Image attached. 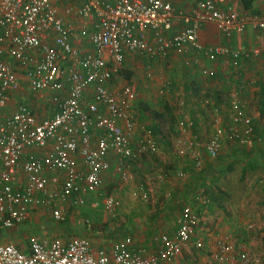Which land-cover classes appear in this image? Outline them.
<instances>
[{
	"label": "built area",
	"instance_id": "built-area-1",
	"mask_svg": "<svg viewBox=\"0 0 264 264\" xmlns=\"http://www.w3.org/2000/svg\"><path fill=\"white\" fill-rule=\"evenodd\" d=\"M72 1L0 0V110L22 83L35 98L50 94V112L42 118L30 101H23L0 119V224L6 228L24 223L35 205L50 211L55 222L63 220L66 201L81 205L85 194H98L111 157L119 160L115 170L124 174L125 167L147 147L155 148L152 130L147 127L141 129L142 146L132 148V137L139 130L129 112L135 90L125 87L117 97L110 86L128 53L159 57L171 49L180 53L192 46L204 50L210 60L222 54L232 55L238 62L240 55L230 47L202 46L199 30L207 22L216 23L227 35L244 33L249 26L259 29L261 43L254 53L264 52V13L224 10L227 0H198L171 38L164 34L177 14L171 0H81L77 8L71 6ZM63 2L66 15L58 7ZM71 15H77L82 24L79 34ZM86 21L90 25L86 26ZM83 36L89 48L77 46ZM146 72L150 77V65ZM18 73L25 74L24 80ZM230 112L233 125L218 127L203 140L197 136L183 140L188 150L196 152L197 168L202 165V148L209 158L218 157L222 134L242 145L253 139L252 119L236 95ZM119 121H124L126 128ZM193 127L192 121H179L182 132ZM93 129L100 132L94 142ZM261 148L264 154V136ZM139 192L141 199L149 198L148 190L140 187ZM101 204L111 220L122 205L117 197L103 194ZM177 221L174 228L158 233V249L152 252L132 246L131 236L119 239L109 249L97 250L81 235L51 240L32 237L26 249L20 244L0 243V264H181L186 248L201 245L197 233L200 217L187 204ZM212 264L264 262L219 241Z\"/></svg>",
	"mask_w": 264,
	"mask_h": 264
},
{
	"label": "crops",
	"instance_id": "crops-1",
	"mask_svg": "<svg viewBox=\"0 0 264 264\" xmlns=\"http://www.w3.org/2000/svg\"><path fill=\"white\" fill-rule=\"evenodd\" d=\"M171 1L176 9L177 14L174 18L172 28L164 33L167 38H171V36L176 34L182 28V26L184 25L182 17L184 15L190 14L193 8L196 6V3L198 2V0ZM64 5L66 6L65 2L58 5L59 11L62 15H66L63 9ZM80 5L81 0H73L71 3V6H74L75 8L80 7ZM222 8L224 10H236L242 14L249 12L253 15H260L264 13V0H227ZM76 17L74 15H71V18H75L74 23L79 34L81 31L80 26L82 24H80V22L78 21V17ZM85 25H90V23L86 21ZM199 38L202 46L204 47H214L221 45L230 47L233 52L240 55V60L235 63L234 57H232V55L222 54L217 55L214 60H210L206 56L204 50L192 46H186L185 50L180 53L174 49H171L167 51L165 55H160L159 57L158 55L153 57L149 55L144 56V54L137 51L130 52L126 55L123 65L129 68H133L134 63L140 65V67L145 65L144 68L146 78L148 80H151V83L148 84L151 86L147 85V88H145L143 85L135 86L136 95L138 97L135 99L132 106H130L129 112H131L133 117L132 120L135 122L136 126L139 127V130L137 131V134L132 137V140L134 137V140H136L138 132L141 133V129L144 126L148 128L151 127V130H153L155 129L154 125H157L154 118L150 119L149 122H143L140 121L134 114L135 108H137L139 104L142 103H136L137 99H139L140 97L142 99H151L154 93H158L159 95L164 96L165 100L169 102V109L174 111L176 115L178 132L180 133V131H183L179 128V119L186 118L187 121H192L194 124V127L187 131L189 132L191 130L194 133V136H197L198 140H203L210 137V134H213L215 129L218 127H229L234 124V122H232V120L229 119L228 116L231 113V101L235 97V95L238 96L241 100L246 109V112H248L247 114L251 117L253 124L255 122H258L260 117L264 116V113L260 112L261 109L264 110L263 101L261 102L260 108L252 107L248 101V99H250V101H254L255 91H258L257 89L255 90V88L257 84L259 85V78H264V52H259L258 54L254 53V50L260 47L262 38L261 31L255 27L249 26L244 33L234 31L230 35H227L226 32L216 23L207 22L201 26L199 30ZM89 45L90 44L86 36H83L81 38V43L77 44V46L80 48H89ZM139 55H142L143 57L139 58ZM141 60H145V63L141 62ZM147 65H150L152 68L150 77H148L146 74ZM156 67H158L160 76L165 77V79L162 80V83L157 87L155 83L159 84V77H156V75L158 74V72H156ZM203 70H206L207 73L204 74ZM130 72L132 71L130 70ZM24 75V73H20V78L24 77ZM118 77L119 74L115 78ZM110 86L113 92L116 93L115 89H113V85L110 84ZM154 87L155 89H153ZM150 88L151 90H149ZM15 93L18 94L19 98H15ZM30 93L31 91L29 87L26 84L22 83L18 91L11 93L7 103H5V106L2 107L1 110L10 109L9 113H11L21 102L31 100L32 96H30ZM176 94H181L182 96H184H180V99L179 96L176 97ZM192 94H199L200 96L203 95L204 101H200V107L191 106V104L195 102L193 99L194 96L190 98ZM49 95V93H46L42 98L36 97L35 100L38 101V103L36 104L35 102L30 101L34 106L39 118H42L44 115L50 112V108L48 107ZM241 95L243 98L241 97ZM20 97H22V99H20ZM141 98L138 101H140ZM256 101L259 102V100ZM179 103L182 107L184 106V104H186L188 108L192 109L193 115H184ZM144 104L145 103H143L142 105ZM209 105L212 107L214 116L209 114L211 112H209L208 110ZM183 109L187 111L186 107H183ZM157 110H162L160 105H158ZM149 114L150 111H148V113L145 112V115L147 117L149 116ZM225 116L228 118V120L224 118ZM150 118H152V116ZM119 124L126 128L124 121H119ZM93 132L94 135L92 142H94L98 138H94L95 134H100V132L96 129H93L92 133ZM151 133L155 142L158 141V143H162L165 141L162 135H159V137H162L161 139H157L153 135V132ZM204 134H206L207 136L202 137ZM221 136L223 145L224 142L230 141L227 137V134L224 133ZM182 138L187 139L189 137L186 135V133L182 132L181 139ZM142 139L143 137L139 138L140 141ZM240 150L236 151L235 149L233 151H223V153H221L218 157L220 158L221 162H219L220 160H213L207 164L206 169H203L199 173H193L189 170V166H185V175L181 177L178 173V175H176L177 170L181 167L180 165L174 169L170 168L167 171L170 176L172 175L170 181L168 182V185H171V189L173 190V192H170V195H172L174 192L176 193V191H179V193L177 194L178 199H176V202L173 201L166 204L170 206L175 205L177 201H188L185 197L186 194L182 195V193H186L184 191L196 190L200 187V185H204V183L210 184V182L206 180L208 177H210L209 175L218 173L220 168H222V166L224 165V162H226L230 157L234 158L241 154ZM230 151H232L233 153H228ZM243 153H245L247 159L252 158L251 156L254 157V155H251L249 150H246ZM110 160L111 167L108 171H105L103 173L102 185H104V187L108 191L106 194L113 195L121 201L122 205L118 210V213H120L123 207L121 196H123V194H127L128 192H130V194L138 192L139 188L136 189L134 185H145L142 187V189L148 190L149 183H145L144 181L139 180L140 176L137 175L138 171L135 167V163L137 162V160L132 161L128 166L125 167L124 174H121L115 170L119 160L114 156L113 158L111 157ZM251 162L254 166H260V164H258L259 160L255 157ZM185 176L188 177L185 178ZM135 180L136 183L134 182ZM111 191L114 193H112ZM103 195H105V192L103 193ZM94 196L95 197H93V195H90V197H88V194H85L84 203L81 205H76V207H82L90 203L92 204V206L90 207H93V204L97 205L98 198L96 197L98 195L94 194ZM67 202L75 206L72 199L66 201L65 203ZM187 204L190 205L192 203L189 201L186 202L185 205ZM192 206L195 208L196 205ZM99 207H101V210L105 212V215L108 217L109 214L105 211L104 207L100 205ZM62 208L64 214V205H62ZM163 209L164 210H162V212H159V215L161 217H164L163 221L167 222V220L170 219L171 216L170 210L169 208L166 209L165 207ZM179 216H177L175 220H178ZM84 220L89 221L87 217L81 219L79 217H76L74 213L68 214L66 212V215L64 214L63 220L55 222L51 216L50 211L35 205L34 207L30 208L29 219H27L24 223L15 225L12 228H6L0 224V243L20 244L24 247V249H26L28 248L27 245L29 244V239L32 237L51 240L54 237L68 239L70 237L84 235L88 238L90 237L92 248L97 250L102 248L109 249L111 245L119 239L131 236L133 239L132 246H142L143 249H146L148 252H152L158 249L157 238H151L150 236H148L147 232L142 229L139 230L142 224L136 221V219H130L131 223L122 225V228H118L119 230H123L120 234V237H117V235L113 232V227L108 230L107 223H112L113 220L111 219H108L104 225H100L103 232H99L91 225L86 224ZM150 224L152 226H155V222L153 220H150L149 223L147 222V225ZM172 228H174V226ZM203 236L205 237V235ZM182 259L183 258H180V261L183 264Z\"/></svg>",
	"mask_w": 264,
	"mask_h": 264
},
{
	"label": "rangeland",
	"instance_id": "rangeland-1",
	"mask_svg": "<svg viewBox=\"0 0 264 264\" xmlns=\"http://www.w3.org/2000/svg\"><path fill=\"white\" fill-rule=\"evenodd\" d=\"M142 57V55H139V58ZM141 62L145 63V60H141ZM133 65V68L122 65L121 70L119 71V77L115 78L114 82L112 81L113 83L111 82L113 89H115L117 93V97L118 93H123L125 87H131L135 90V86L143 85L147 88V85L151 83V80L146 78L145 65L141 67L135 63ZM156 68V72H158V76L156 75V77H159V84L155 83L157 87L162 83V80L165 79V77L160 76L158 67ZM130 70L132 71V75L130 78H126L124 71ZM17 75L20 77V73ZM24 78L25 75L23 80ZM259 79V85L257 84L255 88V90L257 89L258 91H255L254 101L248 99L250 105L254 108H260L261 102L264 101V78L261 77ZM153 89H155V87ZM149 90H151V88ZM30 96H32L30 101L35 102V104L38 103L32 93H30ZM177 96L180 97L182 95L176 94V97ZM192 96H194L193 99L195 102H193L191 106L200 107V101H204L203 95L192 94L190 98ZM137 97L135 90V97L132 104ZM15 98H19L17 93H15ZM20 99H22V97H20ZM139 99H137L136 103H142L135 108V116L143 122H149L150 119L154 118L156 123L159 124V135H162L165 141L162 143L155 142L154 149H149L147 147L145 152L136 159L137 162L135 163V167L138 171L137 175L140 176L139 180L149 183V198L147 200L140 198V187L142 188L145 185H134L136 189L139 188L138 192H134L133 194L128 192L121 196L123 201L122 211L118 213L112 223H107L108 230L113 227V232L117 237H120L123 230H119L118 228H122V225L131 223L130 219H136V221L142 224L139 230H144L151 238L157 237L158 231L160 232L163 228L172 229L173 226L175 227L177 225L178 221L175 220V218L181 214L182 208L185 206L186 202L190 201L192 203L190 205H196L195 209L200 217L197 233L201 240V245H192L184 250V254L181 257L183 258V264H212V255L219 241H227L234 247L245 250L252 257L264 262V154L261 148V140L264 136V116L260 117L259 121L253 124V126L255 125L254 136L250 143L242 145L234 141H227L224 142L223 145L222 142L221 151L218 157L223 151H233L235 149L236 151L241 149V156L238 155L234 158L230 157L224 162V165L220 168L218 173L210 174V177L206 179L210 184L204 183V185H200L196 190L184 191L186 193H182V195L186 194L185 197L188 201H177L175 205L168 206L166 203H171L173 201L176 202V199H178L177 194L179 193V191H176V193H173L174 196L173 194L170 195V192H173L171 185H168L172 176L167 172L170 168L174 169L179 165L181 166L177 170L176 175H178L177 173L179 172L186 171L184 168L185 166H189L191 172L199 173L203 169H206L209 162L213 160L219 161L220 158H209L205 154V150L202 148V155L199 156L202 158V165L200 168H197L195 159L198 158L196 157V152L194 153L193 150H188L184 145L185 141L188 142L189 139L194 136V133L191 130L189 132L185 130L184 133H186L189 138L181 139L182 131H180V133L178 132L176 115L174 111L169 109V102L165 100V97L158 93H154L151 99L141 98V100L138 101ZM256 100H259V102ZM143 103L145 104L142 105ZM158 105L161 106V111L157 110ZM179 105L181 106L180 103ZM183 107H186L187 111L184 110ZM183 107L181 106V110L184 115H193V110L188 108L186 104H184ZM208 110L209 112L211 111L209 114L214 116L210 105ZM148 111H150V114L147 117L145 112L148 113ZM9 112L10 109L0 110V119L8 115ZM151 116L152 118H150ZM224 118L228 120L226 116ZM180 120L182 119L180 118L179 121ZM142 135H144V132L141 131L136 140H134L135 137L133 138L132 148L140 147L142 143L139 138L143 137ZM97 136L98 135L95 134L94 138ZM206 136L207 135L204 134L202 137ZM183 148L186 151L184 153H179V150ZM246 150H249L251 155H254V157L259 160L258 164H260V166L253 165L251 162L253 161V156H251L252 158L247 159L245 153H243ZM232 151L228 153H233ZM219 162H221V160ZM186 177L188 176H185V178ZM134 182L136 183V180ZM100 191H102V194L108 192L104 185H102ZM87 194L88 197H90V195L95 197L94 194ZM202 199H206L208 202H203ZM63 205L65 207V215L67 212L68 214L74 213L76 217L81 219L87 217L89 221L84 220L86 224L91 225L99 232L102 231L101 226L110 219V216L107 217L105 212L99 207V205L102 206L100 197L98 198V204H93V207H90L92 206L91 203L78 208L76 205L73 206L68 202ZM162 207H165L166 209L169 208L170 210L171 216L167 222L163 221L164 217L159 215V212L164 210ZM150 220L155 222V226H152L151 224L147 225V222L149 223ZM203 235H205V237ZM86 238L90 241V237Z\"/></svg>",
	"mask_w": 264,
	"mask_h": 264
},
{
	"label": "trees",
	"instance_id": "trees-1",
	"mask_svg": "<svg viewBox=\"0 0 264 264\" xmlns=\"http://www.w3.org/2000/svg\"><path fill=\"white\" fill-rule=\"evenodd\" d=\"M125 72V76H126V78H130L131 77V75H132V72H130V71H124ZM263 104H264V101H263ZM261 113H264V110L263 109H261V111H260ZM158 125V126H157ZM157 125H154V128L155 129H153L152 130V132H153V135L155 136V138H157V139H161L162 137H159V134H160V128H159V124L157 123ZM255 126V125H254ZM157 143H158V141H157ZM101 187H102V184L100 185V187H99V189H98V194L97 195H99V197H100V199L102 198V191H100V189H101ZM90 194H94V193H90ZM105 195H108V194H106L105 193ZM110 195V194H109ZM98 197V196H97ZM98 197V198H99ZM163 215V214H162ZM164 216V215H163Z\"/></svg>",
	"mask_w": 264,
	"mask_h": 264
}]
</instances>
